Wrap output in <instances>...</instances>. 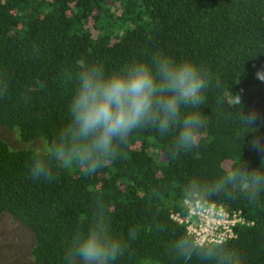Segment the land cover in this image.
Returning <instances> with one entry per match:
<instances>
[{
  "label": "trees",
  "instance_id": "obj_1",
  "mask_svg": "<svg viewBox=\"0 0 264 264\" xmlns=\"http://www.w3.org/2000/svg\"><path fill=\"white\" fill-rule=\"evenodd\" d=\"M158 52L211 73L202 106L207 125L196 147L172 159L174 133L143 129L94 174L54 167L50 179L34 180L29 165L37 148L27 146L50 142L69 122L76 81L65 83V70L75 75L100 62L111 71ZM262 66L264 0H0V127L24 144L15 149L0 137V218L8 213L34 232L32 264H63L72 234L101 200L117 234L141 228L118 264L145 256L155 264H197L171 254L172 241L189 234L172 216L188 215L184 186L191 178L264 163V152L238 135L233 119L241 99L240 109L258 114L250 134L264 143V82L255 77ZM199 201L238 214L245 223L226 243L244 264H264V193L219 192Z\"/></svg>",
  "mask_w": 264,
  "mask_h": 264
},
{
  "label": "clouds",
  "instance_id": "obj_2",
  "mask_svg": "<svg viewBox=\"0 0 264 264\" xmlns=\"http://www.w3.org/2000/svg\"><path fill=\"white\" fill-rule=\"evenodd\" d=\"M255 77L264 82V66L256 70ZM61 79L65 83L76 81L68 105L69 122L54 139L34 151L29 165L34 180L50 179L54 167H77L85 175L94 174L116 159L129 138L143 129H154L164 136L174 133L169 154L176 159L196 147L207 125L202 106L212 76L206 66L194 60H176L158 52L150 60L133 59L111 71L100 62L81 68L75 75L65 70ZM4 90L0 86V94ZM240 104L241 99L233 116L238 135L264 152V143L250 134L258 114H246ZM219 192L249 198L264 193V163L253 169L234 167L211 180L193 177L184 186V195L190 201ZM140 232L137 226L130 228L126 237L117 234L111 207L101 200L86 226L72 234L63 264H118ZM170 252L184 261L195 258L197 264H244L240 251L228 243L202 241L190 234L173 240ZM136 264L155 262L145 256Z\"/></svg>",
  "mask_w": 264,
  "mask_h": 264
},
{
  "label": "rangeland",
  "instance_id": "obj_3",
  "mask_svg": "<svg viewBox=\"0 0 264 264\" xmlns=\"http://www.w3.org/2000/svg\"><path fill=\"white\" fill-rule=\"evenodd\" d=\"M0 137L7 141L12 148L20 149L24 144L20 142L16 131L0 127ZM42 140L30 143L27 147L39 148ZM36 246L34 232L4 213L0 218V264H32V250Z\"/></svg>",
  "mask_w": 264,
  "mask_h": 264
},
{
  "label": "built area",
  "instance_id": "obj_4",
  "mask_svg": "<svg viewBox=\"0 0 264 264\" xmlns=\"http://www.w3.org/2000/svg\"><path fill=\"white\" fill-rule=\"evenodd\" d=\"M188 215L185 219L179 214L172 218L179 223L185 224L190 235L202 241L226 242L235 237V228L238 224L245 223L236 213L230 214L223 207L202 201H186Z\"/></svg>",
  "mask_w": 264,
  "mask_h": 264
}]
</instances>
